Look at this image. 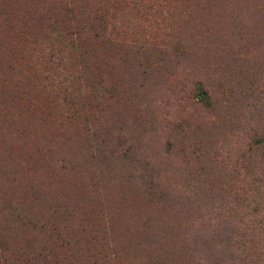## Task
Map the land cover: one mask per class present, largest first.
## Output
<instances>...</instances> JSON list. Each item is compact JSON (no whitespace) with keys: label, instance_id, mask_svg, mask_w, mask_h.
I'll return each instance as SVG.
<instances>
[{"label":"rangeland","instance_id":"1","mask_svg":"<svg viewBox=\"0 0 264 264\" xmlns=\"http://www.w3.org/2000/svg\"><path fill=\"white\" fill-rule=\"evenodd\" d=\"M39 1L0 0L5 245L32 230L7 210L42 226L28 248L53 264H264V0H71L103 11L115 44L80 31L97 46L56 68L60 82L46 76L65 41ZM92 55L99 95L74 96L68 116L61 90Z\"/></svg>","mask_w":264,"mask_h":264},{"label":"trees","instance_id":"2","mask_svg":"<svg viewBox=\"0 0 264 264\" xmlns=\"http://www.w3.org/2000/svg\"><path fill=\"white\" fill-rule=\"evenodd\" d=\"M62 1L61 11L56 13L51 11L47 2L40 0V11L38 12V14H40V20L43 24L46 25L47 28H50L51 32L59 40L63 39L65 41L62 46L58 47L60 59L63 57L65 58L63 63L55 55L49 59L51 65L47 71L46 77L49 78V80H55L57 82H60V77L57 73H55L56 68L65 69L63 66L67 64L68 60L73 56L78 60L87 59L86 52L90 53V51L94 50L97 46V41L93 44V46H90L87 42V38L80 35V31H83L84 29H92L90 38L93 40L98 39L99 44L103 47L107 45L113 47L115 44L114 41L109 40L107 36L103 34L105 31L103 11L99 8H95L93 11L88 13L81 12L80 15L77 13L74 14L72 11L71 0ZM118 1L120 2L121 0ZM61 15L62 18L59 19ZM92 56V59L83 62V66L87 70V74L84 73L81 78L84 90L81 88L82 84L78 79V83L76 85L72 84L71 89L68 90L64 88L63 91L61 90L64 97H67L69 100L68 103L73 105L68 111V116L74 114L76 109L74 108V104L72 102V98L74 96L86 94L87 96L97 97L99 95L98 86L100 85V80L93 81V78L91 77V75H93V71L95 70L96 60H98V58L94 55ZM46 77H44L45 80L47 79ZM97 116H100V114H97ZM93 119L94 115L89 112L86 117V121L91 123ZM30 129L31 128L28 126V122L24 121V126L17 131L15 135L23 139L26 134L27 144L28 141L32 139V132ZM1 143H3V141L0 140V144ZM26 144L16 146L15 150L23 152ZM4 215L5 219L7 218V215H9L10 221L13 220L21 223L32 224V230L31 233L20 236L19 243L15 247L8 248L5 245V238L11 237L13 234L12 232H8L0 227V264H53V262H55L53 253L49 254L48 249L44 250L39 244H37L36 247L30 249L28 248L30 243L37 242L35 235L40 233V228L42 227L41 225L36 226L35 223L30 221L26 215L21 213H15L12 211L8 213L6 210ZM62 219L64 220L63 223H66L67 218L63 217ZM48 235L54 236V238L58 239L57 246L63 247L68 244V242L59 235L58 229L55 227L49 228ZM73 253L82 254L83 248H76ZM50 257L51 261H53L52 263L49 261Z\"/></svg>","mask_w":264,"mask_h":264}]
</instances>
